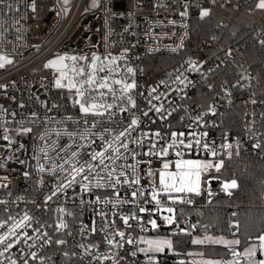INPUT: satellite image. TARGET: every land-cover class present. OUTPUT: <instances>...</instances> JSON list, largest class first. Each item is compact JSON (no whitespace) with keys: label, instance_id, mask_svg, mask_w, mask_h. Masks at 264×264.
I'll return each mask as SVG.
<instances>
[{"label":"built area","instance_id":"1","mask_svg":"<svg viewBox=\"0 0 264 264\" xmlns=\"http://www.w3.org/2000/svg\"><path fill=\"white\" fill-rule=\"evenodd\" d=\"M9 2L13 4L12 12L9 13L4 9L0 14V18L4 21V27L0 29V56L7 57L12 63L0 68V85H6L5 88H0V105L10 112H16L17 115L13 117L0 111V164L6 165L0 167V185H7L6 188L0 187V200L7 202L0 204V218H4L9 212L17 217L27 212L34 217L33 227L54 225L58 222V217L64 219L69 225L67 230L61 229L57 233L54 227L45 229L53 239L62 238L67 241L62 246L53 244L39 250V255L51 257L48 264H101L79 247L82 243L96 245L91 249L96 256L118 253L119 264H150L149 255L153 257L151 264L179 263V258L172 257L170 255L172 251H166L167 248L162 253L146 255L137 250L146 246L143 244L133 246L125 243L123 248L110 247L104 232L100 231L101 217L98 213L103 209L108 214V219L114 220V228L124 231L126 238L131 236L134 240H138L140 236L154 239L162 234H170L172 237L186 234L181 231L182 229H186L187 233L191 232L192 235L195 233L205 235L206 227L201 221L206 209L215 204V196L229 197L221 188L223 181H229L222 175L223 168L220 172L211 170L203 177L210 183L202 186V195L192 197L194 201L192 205H171L176 209L177 223L173 225H168L161 213L154 212L156 207L154 203L144 204L143 200L139 204L131 202L130 193L136 188L143 187L146 195L150 193L149 182L157 179V176L148 174L149 167L153 170L161 167L157 156L136 157V160L151 161V165L141 163L137 166V174L142 177L139 185L132 188L122 185L119 188L121 198L128 200V203L115 206L89 203L97 195L104 198L112 196L113 190L93 189L91 193H82L79 185H74L45 204V198L52 194L62 178L58 170L51 168V162L58 159L54 149L66 150V146L72 143L64 134V129L65 126L69 131L75 129L73 122L66 121L65 118L69 115L76 118L80 114L78 108L72 106L68 91L54 87L55 70L45 68L44 64L54 54L79 56L90 55L91 52L101 55L111 52L112 55L119 56L127 48L128 58L122 63H127L135 69L134 78L138 86L135 91L137 109L134 111L140 118V124L133 137L139 136L141 132L155 131H160L163 137L158 141L155 137L146 138L143 147L132 144L131 149L137 153H145L153 141H156L159 149L170 142L172 131L185 132L187 136L190 130H195L198 133L207 132L208 135L202 140V144L207 142L218 152L222 144L232 143L233 154L236 153V143L239 141V153L258 155L264 165V81L260 75L254 73L246 60L237 57L239 46L233 43L226 44L216 35L206 37L198 55L189 56L174 68L181 66L187 68L186 62L192 60L202 65L201 72L206 77L202 78L201 73L198 72H185L188 79L193 81L185 89V98L181 99L176 92H171L168 100L172 101V104L169 105L168 101H164L169 111L172 108L177 110L165 120H161L155 112H150L147 117L142 115L143 111L148 109L147 97L152 87L160 85L159 91H167L160 84L161 81L176 87L171 85L168 76L174 69L155 82L148 79L144 67V59L147 55L182 53L190 38L191 20L200 16L202 9L210 11L213 4L229 8L225 13L226 19L220 22V25L228 26L235 18L234 12L256 9L255 4L258 0H99V6L95 8L89 5L88 0H71L67 4H64V0H36L35 13L28 6L31 0H9ZM185 9L187 13L182 16L181 12ZM253 33L258 42L264 39V23L255 27ZM229 50L231 55L227 54ZM210 69L212 71H209ZM141 92L143 96L139 94ZM252 99L257 103L252 104L250 102ZM21 103L24 104L23 108L19 107ZM153 103L158 102L153 101ZM209 104L215 105L216 115L208 113L204 115L206 126L196 125L195 117L207 112ZM33 112L38 115L35 123H32L34 118L30 115ZM47 117L54 119L51 123H44ZM181 117L185 119L181 120ZM131 118V115L125 113L117 117V122L127 124ZM88 119L91 121L92 118ZM21 122L25 126L32 127L33 131L19 135ZM189 124H192V129H189ZM5 127L10 130L8 135L14 141L12 144L3 139ZM120 130L116 128L117 132ZM45 132L49 134L48 137L45 140L39 139ZM57 132L61 134L59 137L56 135ZM256 143H260L261 147L254 148L253 145ZM42 149L48 152L47 157L43 155ZM187 156L212 159L203 151L202 146L199 152L193 150L191 154L186 153L184 158L186 159ZM226 157V154L218 155L216 159H223L225 162ZM164 159L174 161L176 159L174 151L170 150L169 156ZM136 160L130 158L127 163L135 164ZM40 164L45 165L43 172L39 170ZM26 172L27 176H25ZM209 192L213 195L209 196ZM81 197L84 203H81ZM147 198L150 200V196ZM162 203L167 206L166 198H162ZM139 206H145L149 211L141 214L138 211ZM60 208L65 211L63 213L57 211ZM132 214L138 218L142 216V220L130 219L131 227H126L120 217ZM151 219H156L159 225L157 229L151 228L148 223ZM93 221L96 222L95 233L90 231ZM82 225H86L89 229L84 237L81 235ZM192 225L196 227L193 228ZM233 230L237 231L236 228ZM27 231L32 235V229ZM108 231L111 233L112 229L109 228ZM67 232H71L72 235H67ZM116 239L119 240V237ZM21 247H24L25 251L28 250L21 244L5 255L16 258L20 255ZM65 251L70 254L76 252L78 255L66 257L63 255ZM133 251H137L136 256L131 255ZM0 260L8 264L3 257H0ZM29 264H39V262L29 261ZM103 264H113V262L105 260Z\"/></svg>","mask_w":264,"mask_h":264},{"label":"snow or ice","instance_id":"2","mask_svg":"<svg viewBox=\"0 0 264 264\" xmlns=\"http://www.w3.org/2000/svg\"><path fill=\"white\" fill-rule=\"evenodd\" d=\"M68 0H64V4H67ZM33 13L36 12L37 5L36 0H31L28 5ZM93 8L99 6V0H92ZM256 9L264 11V0H258L255 4ZM7 9L9 13L13 10V4L9 0H0V14L3 10ZM16 11H19V7H16ZM67 11V9H65ZM87 11V9H85ZM187 13V9L181 12L184 16ZM208 9H202L200 12L201 18L209 15ZM4 21L0 18V29H3ZM127 31V29H125ZM260 43L264 45V39L260 40ZM129 49L125 48L119 56L112 55L111 52L101 55L97 52H91L90 55H56L54 59H49L44 67L47 69L55 70L54 87L57 89L67 90L72 106L78 108L79 117L74 118L69 115L65 118L66 121L73 122L75 130L69 131L65 126L64 134L72 141L71 144L66 146V150L63 148L54 149L57 152L58 159L51 162V168L58 170L61 175L60 181L55 186L52 194L45 198V204L52 200L53 197L58 194L66 192L67 189L72 188L74 185H79L82 193H91L93 189H112L113 195L107 198L100 195L95 196L94 200L89 201L93 204H105V205H120L128 203L129 201L121 198L119 188L122 185H127L132 188L135 185H139L142 177L137 174V166L141 163H147L151 165V161L136 160L138 155L145 156H157L160 159L161 167L153 170L149 167V175L157 176V179L150 181L151 191L146 195V191L143 187L136 188L130 193L131 202L139 204L141 200L144 204L149 202L155 204L154 212H159L162 215L163 220L168 225L177 223L176 209L171 205L187 204L192 205L194 203L192 197L202 195V186L209 184L210 181L204 180L203 177L211 170L220 172L224 167V160H217L218 155H227L230 159L233 154V144L225 143L220 146V152L214 147L210 146L207 142L202 144V140L207 137V132L198 133L195 130L185 132L172 131L170 133V142L166 146H161L157 149V143L159 139H162L160 131L153 133L141 132L137 137H133V133L139 127L140 118L136 116L135 109H137V102L135 99V91L137 89V83L135 80V69L129 66L127 63H122L127 60V54ZM175 51V49H173ZM231 55V50L227 53ZM12 61L5 56H0V68H3L5 64H11ZM187 68L183 66L174 69L172 73H169L168 82L161 81L160 84L167 89L165 92L159 91L160 85L152 87L148 92L147 111H143L142 115L147 117L150 112H155L159 115L161 120H165L176 111V108H172L171 111L165 107L164 101H168L171 105L172 101L168 100V96L171 92H176L181 99L186 96L185 89L193 83L185 75L187 71H193L201 73L202 78H206L204 73L201 72L202 65L197 62L189 60L186 62ZM209 71H212L211 69ZM239 83V82H238ZM235 86V85H234ZM6 85H0V88H5ZM212 87L211 85L209 86ZM227 92V89H225ZM143 96V92L139 93ZM230 95V93H228ZM11 99H15L11 97ZM156 101L158 103H153ZM252 104H256L257 101L252 99ZM19 107L23 108L24 104L21 103ZM45 107H47L45 105ZM54 107H58L54 105ZM50 111L51 109H47ZM0 111L8 113L15 117L16 112H10L9 109L0 105ZM216 107L214 104L207 106V112L197 115L194 119V123L198 126H206L204 121V115L210 113L216 115ZM128 113L131 115L129 123L124 124L117 122L118 116ZM167 113V115H165ZM32 123H35V119H38L37 113L30 114ZM91 117V121H89ZM53 117H47L44 123H51ZM185 117H181L184 120ZM155 121H153L154 123ZM189 129H192V124L188 125ZM116 128H120V131H116ZM96 129H102V131H96ZM9 129L4 128L3 139L8 141L9 144L14 141L8 135ZM32 127L25 126L23 122L20 123V129L18 134L23 135L31 133ZM48 133L45 132L39 137L41 140H45L48 137ZM59 137L61 134L56 133ZM155 137L156 141L150 144L149 150L145 153H137L130 148V145L136 144L139 147H143L144 140L146 138ZM99 141V143H97ZM23 147V145H20ZM201 146L204 152L208 153L212 159H185V154H191L193 150L199 152ZM254 148H260L261 144L256 143ZM99 149V150H97ZM173 150L176 159L168 160L164 159L169 156V151ZM45 157L48 156V152L41 150ZM236 154H239V141L236 143ZM136 160L135 164H129V159ZM0 167H6L5 164H0ZM39 170L43 172L45 165L40 164ZM129 170H131L129 172ZM28 173H25L27 176ZM218 179V177H213ZM7 179V177H4ZM95 181V183H93ZM0 187H7L6 184L0 185ZM239 184L236 179L230 181H223L221 188L226 195L231 196L232 190L237 189ZM213 193L209 192V196ZM150 196V200L147 198ZM162 198H166L167 206L162 203ZM83 197H81V203H84ZM7 203L0 200V204ZM209 203L211 201L209 200ZM57 211L63 213V208ZM139 213L143 214L148 212L145 206L138 207ZM164 213H167L166 215ZM68 215H73L68 213ZM101 217L100 231L104 232L105 239L110 247L123 248L124 244L135 246L136 244H143L146 247H139L137 250L140 253H162L166 248L171 249L173 247L172 240L170 239H148L144 236H140L138 240H134L131 236L126 238V233L114 228V220L108 219V214L101 209L98 213ZM115 215V213H113ZM233 216L236 213H232ZM123 224L126 227H131L129 220L140 219L135 214L123 215L120 217ZM58 222L54 225H39L33 227L34 217L25 212L22 216H13L10 212L4 217L0 218V257H3L8 261V264H29V261H38L39 264H48L51 257H45L39 255V250L45 246H51L53 244L62 246L67 243L65 239L57 238L53 239V236L49 234L45 229L48 227H54L56 232L59 233L61 229L67 230L69 228L68 223L64 219L57 218ZM35 223L39 224L38 221ZM152 229H157L159 225L156 219L148 221ZM195 228V225H192ZM232 228H239V224H231ZM112 231L109 233L108 229ZM6 229V230H5ZM27 229H32V235L28 234ZM143 230V229H142ZM89 231L86 225L81 227L82 237L86 236ZM92 233L97 231L96 222L93 221V225L90 230ZM187 233L186 229H182ZM67 235H72L71 232H67ZM236 233H233L235 236ZM119 237V240L116 239ZM31 241V243H29ZM194 245H223L230 253L231 259H205L200 261V264H264V232H261L255 237H249L247 245L243 250H238L241 240L239 238L226 239L223 236L214 237L211 235H205L203 238H195L192 241ZM24 245L28 249L25 251L24 247L19 249L20 255L16 258L12 256H6L11 249L17 245ZM79 247L84 250L88 255H92L97 261L103 264L105 260H112L113 264H119V254L112 253L111 255L100 254L96 256L92 253L91 249L96 245L80 244ZM68 257L78 255L76 252L71 254L67 251L63 253ZM132 256L137 255V251L131 253ZM191 255V253H189ZM203 256L204 253H199ZM151 264L153 257L148 256ZM0 264H4V260H0ZM183 264V262H181ZM196 264V262H193Z\"/></svg>","mask_w":264,"mask_h":264},{"label":"trees","instance_id":"3","mask_svg":"<svg viewBox=\"0 0 264 264\" xmlns=\"http://www.w3.org/2000/svg\"><path fill=\"white\" fill-rule=\"evenodd\" d=\"M228 10L225 6L213 4L207 17H193L190 38L182 53L147 55L144 67L148 79L155 82L163 78L189 56L198 55L206 37L216 35L226 44L239 46L237 57L246 60L254 73L264 81V45L253 35L255 27L264 23V12L257 9L234 12L235 18L231 25H220L226 19L225 13ZM223 172L225 178L236 179L239 187L229 197L215 196V204L206 209L201 222L206 227V234L239 238V247L242 248L247 245L250 236L255 237L264 232V165L258 155L234 153L230 159L226 157ZM234 212L235 216L232 215ZM237 222L239 228L234 231L230 225ZM233 233L236 235L233 236ZM172 239L175 250L170 255L183 258V264H200L188 256L191 249L199 250L204 253V257L210 259L230 257L228 249L223 245L192 244L191 232L173 236Z\"/></svg>","mask_w":264,"mask_h":264},{"label":"rangeland","instance_id":"4","mask_svg":"<svg viewBox=\"0 0 264 264\" xmlns=\"http://www.w3.org/2000/svg\"><path fill=\"white\" fill-rule=\"evenodd\" d=\"M71 0H68V3L70 2ZM88 2H89V5H92V0H88ZM56 55H59V54H54V55H52V56H50L49 58H48V60L49 59H54L55 58V56ZM189 158H191V159H203V160H207V159H205V158H202V157H191V156H187V158L186 159H189ZM223 170H224V167H223V169H222V174L224 173L223 172ZM231 179H229V181H230ZM206 235H208V234H206ZM211 235V234H210ZM205 235H202V234H200V233H195V234H193L192 235V240L193 239H195V238H203ZM211 236H214V237H220V236H223V235H211ZM224 238H226V239H234V238H236V237H226V236H223ZM155 238H160V239H170V240H172V243H173V239H172V236L170 235V234H162V235H158L157 237H155ZM154 238V239H155ZM246 246V245H245ZM244 246V247H245ZM146 247V246H145ZM244 247H242L241 249L243 250V248ZM168 249V248H167ZM175 250V248H174V246L171 248V249H168V251H174ZM189 253H191V255H189ZM199 253H201L199 250H197V249H191V250H189L188 251V256L191 258V259H193V260H195V261H197V262H200V261H202V260H205V259H210V258H206V257H204V256H201V255H199ZM227 259H231V256L230 257H228Z\"/></svg>","mask_w":264,"mask_h":264},{"label":"water","instance_id":"5","mask_svg":"<svg viewBox=\"0 0 264 264\" xmlns=\"http://www.w3.org/2000/svg\"><path fill=\"white\" fill-rule=\"evenodd\" d=\"M239 250V249H238ZM230 254V253H229ZM178 261L181 263V262H183L184 261V259L183 258H181V259H178Z\"/></svg>","mask_w":264,"mask_h":264},{"label":"flooded vegetation","instance_id":"6","mask_svg":"<svg viewBox=\"0 0 264 264\" xmlns=\"http://www.w3.org/2000/svg\"><path fill=\"white\" fill-rule=\"evenodd\" d=\"M238 249L242 251V249L240 247Z\"/></svg>","mask_w":264,"mask_h":264}]
</instances>
